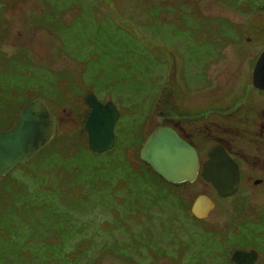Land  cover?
Returning <instances> with one entry per match:
<instances>
[{
	"label": "rangeland",
	"instance_id": "obj_1",
	"mask_svg": "<svg viewBox=\"0 0 264 264\" xmlns=\"http://www.w3.org/2000/svg\"><path fill=\"white\" fill-rule=\"evenodd\" d=\"M263 49L264 0H0V130L40 96L52 109L57 137L53 149L12 170V179L0 176V264L229 260L245 246L237 217L264 230V170L246 169L237 192L222 197L202 168L193 182L160 181L139 148L164 122L167 99L179 112L182 100L192 110L211 102L223 109L239 84L253 85ZM89 91L120 111L115 145L100 154L74 153L88 146ZM242 108L238 115H249ZM219 120L220 130L214 126L208 138L235 141L250 127L262 135L256 145L264 152L261 120ZM199 194L216 202L204 218L191 212ZM71 221L81 228L72 230ZM255 232L245 236L264 247V232ZM75 248L81 253L72 261Z\"/></svg>",
	"mask_w": 264,
	"mask_h": 264
},
{
	"label": "water",
	"instance_id": "obj_2",
	"mask_svg": "<svg viewBox=\"0 0 264 264\" xmlns=\"http://www.w3.org/2000/svg\"><path fill=\"white\" fill-rule=\"evenodd\" d=\"M252 74L253 85L264 87V49ZM85 102L90 106L85 120L89 148L95 152L112 149L116 142L114 125L120 115L119 109L112 100L101 101L92 91L87 92ZM55 129V117L44 98L37 97L21 107L13 124L0 130V176L37 155L51 142ZM207 155L202 176L220 195H234L240 184L238 163L219 143L212 145ZM139 157L170 183L193 182L201 171L197 150L167 125L159 124L151 130L141 146ZM214 206L210 196L199 194L191 205V212L197 218H204ZM232 257L236 264H254L258 252L256 249H236Z\"/></svg>",
	"mask_w": 264,
	"mask_h": 264
},
{
	"label": "flooded vegetation",
	"instance_id": "obj_3",
	"mask_svg": "<svg viewBox=\"0 0 264 264\" xmlns=\"http://www.w3.org/2000/svg\"><path fill=\"white\" fill-rule=\"evenodd\" d=\"M238 86L240 88L239 91L236 92L238 93L237 97L233 100L224 102L225 97H220L218 93H215V95L213 96V99H216L217 102L220 100L224 102L223 109H220V102L217 104L211 102L212 105L207 108L199 107V109L197 110H192L188 107V104L185 103V100H182V105L184 106V109L181 110L182 112H179L177 111L176 107L171 103V100L167 99L168 103L165 102L164 110L161 114L164 122L158 123L156 125L162 124L172 127L184 140H186L190 145H192L197 150L200 160V168L202 169L206 161L208 160V149L216 143L223 145L228 154L238 163L240 167V188L244 171L246 169L264 170V152L261 149L262 147L259 149L256 145L257 143L258 145H261V142L263 141L262 135H259V132L255 131V129H249L250 127H247V132H249V134H246L244 138L240 137L235 141L226 140L223 138H208L209 135L207 134V131L214 130V126L217 130H220V118L226 120L232 119L234 120V122L236 120H239L240 122L243 121L244 123H246L245 125L250 124L251 126L256 125L259 120H261L260 122H263L261 124V127L264 124V117H262L264 116V99H262L264 98V87L240 84ZM242 107H244L248 112H250L249 115H238L237 112L238 110L240 111L241 109H243ZM224 122H222V124H224ZM225 126L223 125L224 128L228 127L230 128V130L232 128L228 125ZM258 158H263V160L260 162L258 161ZM220 196L226 197L224 195ZM214 203L216 205L215 201ZM251 220L254 221L255 218L252 217ZM224 248L228 249V245L225 244ZM236 249H256L258 252V257L254 264H259L260 250L258 248L243 246L234 248L232 251ZM222 260L224 264L227 263V261L232 264H236L235 260L232 257V253L230 254L229 260L227 257H223Z\"/></svg>",
	"mask_w": 264,
	"mask_h": 264
},
{
	"label": "trees",
	"instance_id": "obj_4",
	"mask_svg": "<svg viewBox=\"0 0 264 264\" xmlns=\"http://www.w3.org/2000/svg\"><path fill=\"white\" fill-rule=\"evenodd\" d=\"M37 97H40V96H37ZM37 97H35V98H33V100L34 99H36ZM27 103H29V102H27ZM26 103V104H27ZM26 104H24V105H26ZM21 107H23V105H21L20 106V108ZM17 114V113H16ZM15 118V117H14ZM14 118L11 120V122H10V124L6 127V128H9L12 124H13V122H14ZM56 122V121H55ZM141 136H143V135H141ZM145 138H146V136H144V137H142V143H143V141L145 140ZM56 140H57V137L54 135V137H53V139L51 140V142L48 144L49 145V149H53L52 147H51V145H53L55 142H56ZM47 145V146H48ZM141 146H142V144H141ZM141 146H140V148H139V150L141 149ZM48 148V147H47ZM49 149H47V151L49 150ZM83 149H87V150H89V151H91V152H93V153H95V154H100L101 152H95V151H93V150H91L88 146H82V147H80V148H78V150H75L74 151V153H77V151H82ZM111 150V149H110ZM42 151H44V149L43 150H41L40 152H42ZM108 151V150H107ZM46 152V151H45ZM37 156V155H36ZM127 157V156H126ZM128 158V157H127ZM33 159V158H32ZM32 159H30L29 161H31ZM128 160H129V158H128ZM29 161H27V162H29ZM130 161V160H129ZM27 162H25V163H27ZM131 162V161H130ZM24 163V164H25ZM100 164H97V165H94V169H95V171H98V173H99V170H100V168L102 167V164H103V162H99ZM22 165V167L23 166H25V165ZM146 166H147V168L149 169V170H151L154 174H156L158 177H159V179H160V181H162V182H164V183H166L167 185H169V184H174V183H170V182H168V181H166L164 178H162L159 174H157L152 168H151V166L149 165V164H146ZM12 173L10 172V174L8 173V175H6V176H3L4 178L6 177V178H8V179H12ZM185 183V182H184ZM180 184H182V183H180ZM180 184H176V185H180ZM1 192H2V194L4 195V191H2L1 190ZM14 198V197H13ZM248 219L247 218H242V219H239L238 217H237V222H236V224H238V225H240V226H242V229H240L238 226L236 227L239 231H241V235L242 236H244V238H241V239H244V245L245 246H249V247H255V248H258L259 250H260V253H262V254H264V247H263V241H261L260 239H252L250 236H245V233H248V232H252L253 230H255V231H257V232H255L256 234H260L261 236H262V234H263V232H264V230L263 229H259V231L257 230L258 228H256V227H254V228H252L251 229V227H249L248 225L247 226H245V223L244 222H248L247 221ZM81 228V226L79 225V226H76L75 225V223L73 222V221H71V229L73 230H76V229H80ZM245 228L247 229V230H245ZM262 247V248H261ZM56 248V247H55ZM54 248H50L49 249V251H48V253H50V255H52V250H53ZM263 249V250H262ZM75 250L76 251H74L73 253H74V256H72V254L71 255H69V256H67V258H71V260L72 261H74L75 260V258L77 257V255H78V253H81V249L80 248H75ZM28 252V251H27ZM53 258H50V259H48L47 260V263L48 262H50L49 260H52ZM261 263H263V261H260L259 262V264H261Z\"/></svg>",
	"mask_w": 264,
	"mask_h": 264
}]
</instances>
